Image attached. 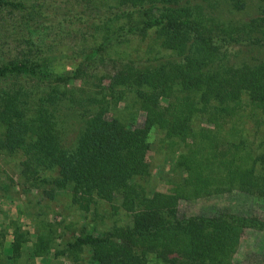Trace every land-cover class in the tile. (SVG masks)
<instances>
[{
	"label": "trees",
	"instance_id": "1",
	"mask_svg": "<svg viewBox=\"0 0 264 264\" xmlns=\"http://www.w3.org/2000/svg\"><path fill=\"white\" fill-rule=\"evenodd\" d=\"M81 1L72 4L71 18L75 31L91 30L92 44L40 52L29 46L19 56L0 59V84L12 90L0 94V150H20L22 179L34 188L46 184L49 198L57 191H68L74 203L121 198L124 223L101 235L93 228L69 243L90 247L91 264H233L243 230H264V219L229 212L183 215L177 204L212 191L191 177V147L201 135L209 138L211 156L225 171L220 182L264 199V148L242 142L246 149L239 155L240 146L229 139L192 131L197 115L222 127L242 109L244 98L264 117V57L239 67L233 50L234 43L253 35L264 43V0L246 19L236 17L245 0H113L109 7ZM0 8L13 10L16 28L29 36L60 23L48 20L37 0H0ZM147 38L142 54H132L130 44ZM128 93L144 115L137 126L109 116ZM46 97L56 119L46 124L42 101L33 123L26 104ZM69 116L90 124L81 125L67 147L51 135L62 133ZM154 130L169 146L181 147L173 154L171 176L179 178L172 192L147 186ZM238 155L250 162L234 165Z\"/></svg>",
	"mask_w": 264,
	"mask_h": 264
},
{
	"label": "rangeland",
	"instance_id": "2",
	"mask_svg": "<svg viewBox=\"0 0 264 264\" xmlns=\"http://www.w3.org/2000/svg\"><path fill=\"white\" fill-rule=\"evenodd\" d=\"M21 1L29 4L33 0ZM76 1L80 2V0H37L48 20L55 22L59 20L60 23L58 26H55L57 23H48L49 26L35 33V36H29L16 28L13 10L0 8V59L7 60L19 56L29 46L40 52L50 46L76 49L83 41L85 44H92L89 43L88 36L90 29L80 28L75 31L76 23H73L74 19L71 18L70 13L73 9L72 4L76 6L78 4ZM81 2L84 3L85 0ZM96 2H101L104 7L115 3L113 0H96ZM258 3L259 0H245V7L236 13V17L246 19L255 15ZM221 6H224V2ZM28 38L35 43L33 45L26 43L25 40ZM149 40L147 38L144 42L133 41L130 44L132 54L141 55ZM233 50L237 52L234 63L239 67L242 63H253L258 57H264V43L257 40L254 35L234 43ZM61 62L56 61L58 69L63 68ZM138 64L143 66L142 61ZM106 67L110 69L107 64ZM101 68L103 66L99 67ZM3 90L12 94V90L1 83L0 94ZM48 98L50 97L38 101L34 99L26 104V116L31 118L33 123L38 116L33 111L35 109L39 114L37 108L42 101L46 110L42 112H47L44 116L49 121H46V124L55 121L57 113L53 111ZM125 98L124 102L116 105L109 116L122 122H129L132 126L141 124L144 115L138 109L136 98L132 93H128ZM90 112H93V109ZM192 118L194 133H213L218 137L229 139L232 144L240 146L237 150L239 155L243 154V150L246 149L244 146L250 142L254 147L264 148V117L248 103L246 98L242 101V109L235 117L226 120L222 127L211 121L209 116L204 118L197 115ZM79 119L69 116L63 124L62 133L51 136L54 139L61 137V142L69 147L75 141L79 127L82 125L84 128L90 124V121ZM251 125L253 128L247 132L248 126ZM37 132L41 134L42 131ZM208 139L205 135H201L195 139L196 145L191 147L193 174L191 177H197L198 180L194 177V181L200 185L208 183V187L205 188L212 191L191 199H180L177 204L179 213L192 216L229 212L256 215L264 219V199L236 185L227 187V183L220 182L221 175L224 176L225 171L219 167L218 159L211 156L212 148ZM164 142L163 134L154 130L150 137V151L147 157L151 170L147 181L150 191L172 192L175 180L179 178V176H171V168L175 157L173 154L181 149L180 144L176 142L169 146ZM239 155L233 162L234 165L242 161L250 162L248 159L242 160ZM23 159L24 155L20 150L11 154L0 150V264H91L90 247L77 249L71 247L69 243L93 228L101 235L111 231L113 225L124 223L127 215L122 209L121 198L117 196L108 202L95 196L90 202L81 200L79 203H74L68 191H57L54 197L49 198L43 192L46 184L41 188H34L22 179L20 162ZM217 186H221L222 191H213ZM233 264H264V230L256 228L243 230L233 257Z\"/></svg>",
	"mask_w": 264,
	"mask_h": 264
}]
</instances>
